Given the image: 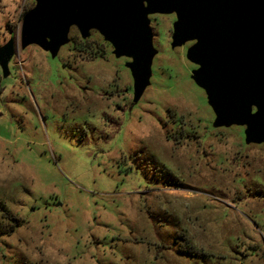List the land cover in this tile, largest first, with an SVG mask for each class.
Returning <instances> with one entry per match:
<instances>
[{
  "label": "rangeland",
  "instance_id": "374dc122",
  "mask_svg": "<svg viewBox=\"0 0 264 264\" xmlns=\"http://www.w3.org/2000/svg\"><path fill=\"white\" fill-rule=\"evenodd\" d=\"M33 3L0 0V44L18 42L0 73V264H264V147L208 133L173 17L153 18L156 84L124 126L131 79L98 37L20 48Z\"/></svg>",
  "mask_w": 264,
  "mask_h": 264
},
{
  "label": "water",
  "instance_id": "95a60500",
  "mask_svg": "<svg viewBox=\"0 0 264 264\" xmlns=\"http://www.w3.org/2000/svg\"><path fill=\"white\" fill-rule=\"evenodd\" d=\"M32 1L22 17L20 48L38 46L55 56L74 45L72 29L82 42L98 37L103 55L115 54L131 79L124 126L156 84L161 51L153 18L172 16L169 47L182 50L191 79L205 91L213 112L208 133L236 125L247 148L264 147V0ZM17 45L12 35L0 44L2 85Z\"/></svg>",
  "mask_w": 264,
  "mask_h": 264
},
{
  "label": "flooded vegetation",
  "instance_id": "af4514ba",
  "mask_svg": "<svg viewBox=\"0 0 264 264\" xmlns=\"http://www.w3.org/2000/svg\"><path fill=\"white\" fill-rule=\"evenodd\" d=\"M75 50V49H74ZM100 55V54H99ZM101 55H103V53H101Z\"/></svg>",
  "mask_w": 264,
  "mask_h": 264
},
{
  "label": "trees",
  "instance_id": "16d2710c",
  "mask_svg": "<svg viewBox=\"0 0 264 264\" xmlns=\"http://www.w3.org/2000/svg\"><path fill=\"white\" fill-rule=\"evenodd\" d=\"M103 53V52H102Z\"/></svg>",
  "mask_w": 264,
  "mask_h": 264
}]
</instances>
